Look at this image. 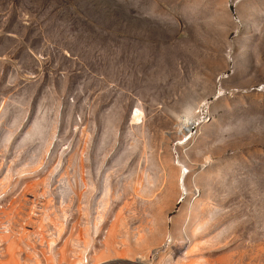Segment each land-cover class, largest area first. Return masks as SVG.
I'll use <instances>...</instances> for the list:
<instances>
[{
	"label": "rangeland",
	"instance_id": "1",
	"mask_svg": "<svg viewBox=\"0 0 264 264\" xmlns=\"http://www.w3.org/2000/svg\"><path fill=\"white\" fill-rule=\"evenodd\" d=\"M139 257L264 264V0H0V264Z\"/></svg>",
	"mask_w": 264,
	"mask_h": 264
},
{
	"label": "bare ground",
	"instance_id": "2",
	"mask_svg": "<svg viewBox=\"0 0 264 264\" xmlns=\"http://www.w3.org/2000/svg\"><path fill=\"white\" fill-rule=\"evenodd\" d=\"M118 222H119V221H118ZM119 224H120V222H119ZM116 226H118V224H117V225L115 224V226L111 227V228H113V229L110 230V233H111V231H112V233L110 234L109 237H107L108 239L110 238L109 240H107V241H108V244H106V245H108V246L110 245L109 248L112 247L113 239H114L115 236H116L115 233H117V232H116V228H117ZM115 227H116V228H115ZM114 235H115V236H114ZM1 242H2V241H1ZM114 242H115V241H114ZM10 243H11V244H8L7 246H10V247H9V251H11V254H12V251H13V249H14V248H13V244H14V243H13V242H10ZM113 245H114V244H113ZM106 248H108V247H106ZM66 249H67V248H66ZM7 251H8V250H7ZM14 252H15V250H14ZM14 252H13V255H14ZM63 252H64V251H63ZM63 252H62V255H63ZM154 252H155V251H154ZM11 254H10V252H9V255H11ZM157 254H158V253H157ZM157 254H156V255H157ZM62 255H61V256H62ZM63 256H64V255H63ZM14 259H15L14 256L11 255V256H10V260L13 262ZM61 259H62V258H61ZM140 259H141V260H140ZM143 259H144V258H143ZM143 259L139 257V260L137 259L138 261H136L135 264H136V263H137V264H152L150 261L147 262V260H143ZM62 260L65 261V259H62Z\"/></svg>",
	"mask_w": 264,
	"mask_h": 264
},
{
	"label": "built area",
	"instance_id": "3",
	"mask_svg": "<svg viewBox=\"0 0 264 264\" xmlns=\"http://www.w3.org/2000/svg\"><path fill=\"white\" fill-rule=\"evenodd\" d=\"M85 264H89L87 261H85Z\"/></svg>",
	"mask_w": 264,
	"mask_h": 264
}]
</instances>
